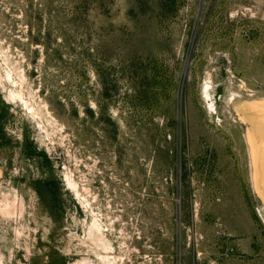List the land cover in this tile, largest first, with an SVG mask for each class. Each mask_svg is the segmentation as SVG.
I'll list each match as a JSON object with an SVG mask.
<instances>
[{
	"label": "rangeland",
	"instance_id": "rangeland-1",
	"mask_svg": "<svg viewBox=\"0 0 264 264\" xmlns=\"http://www.w3.org/2000/svg\"><path fill=\"white\" fill-rule=\"evenodd\" d=\"M6 57L58 124L0 86V191L27 202L4 264H264L263 121L232 102L264 97V0H0Z\"/></svg>",
	"mask_w": 264,
	"mask_h": 264
},
{
	"label": "bare ground",
	"instance_id": "bare-ground-1",
	"mask_svg": "<svg viewBox=\"0 0 264 264\" xmlns=\"http://www.w3.org/2000/svg\"><path fill=\"white\" fill-rule=\"evenodd\" d=\"M4 61H5L4 64H6L7 66V70H6L7 75L4 79L1 73V69H0V86L3 88H6L5 86H7L6 85L7 80L9 84L12 82V79H11L12 74L16 75L17 73V77H18V78L16 77V81H14L15 85L11 86L10 91L6 95L8 98V101H11V103H14L16 105L22 106L25 110L26 116L34 119L40 130H43V128H45L44 123H43L45 118L48 122H50V124L57 125L58 121L53 116V114L47 113L49 112L47 111L48 109L46 110L47 112L44 113V108L45 106H47L48 103L46 104V102H43V101L42 103L41 101L36 100L35 97L32 98L30 95L29 97L26 96L25 91L26 93H28L29 90L26 88V86H24L25 81H26L25 80L26 75L24 74V72L22 71L17 72V69L14 67L13 63L10 61L9 58L6 57ZM2 66H3V63L0 64V68ZM211 83L208 82L207 85L205 86L204 95L206 96V98H208L211 109L216 110L217 109L216 101H215V98L213 97V91L211 90ZM232 102L240 110L250 111L252 113L258 114L259 118L263 121L262 126L260 125L261 127L258 133L260 134V137L261 135H264V97H261L257 100H250V99H245L244 97L239 95V96H235ZM2 113L3 112L0 111V115H2ZM47 128L48 127H46V131L49 134L50 130H47ZM246 136H247L246 138H247V142H248L249 149H250V155H251L250 159H252L251 162L255 164V165L252 164L253 165L252 174H254L253 177L255 176V178L253 179H256V183L255 182L254 183L257 185V183H259V180H258L259 176L257 174V170L259 169L258 161L260 162V159L262 158L264 159V156H263L264 155V136L262 137L260 144H256V142L258 141H256L257 138L253 133L247 132ZM258 146L262 148L261 152H260V147L259 149L257 148ZM1 153H2L1 161L5 162L7 159V154L4 150ZM2 173H3V170H2V167H0V176L2 175ZM67 183L69 184L71 188L76 189L77 181L73 175H67ZM260 184L261 186L264 187V173H263V178ZM0 193H1L0 195V215H2L3 217L7 219H11L13 217L16 218L19 215L22 216L23 212L27 208V202H26L25 197L20 193V191L18 189H14V191H11L9 189H2ZM89 196H91V194H89ZM82 204L84 205V207L87 208V210L91 214H93L92 238L93 237L95 238L96 243L99 245V247L104 252L111 249L112 248L111 239L106 233L105 226L103 225V221L100 219L101 217L99 216V214L96 213L94 206L91 204V200H89L88 198H85L82 201ZM107 260L110 261V259H107ZM112 262L114 264H120L116 257L113 259ZM0 264H4L2 259H0ZM77 264H92V260L90 259V257L84 258L81 261H79V263Z\"/></svg>",
	"mask_w": 264,
	"mask_h": 264
}]
</instances>
